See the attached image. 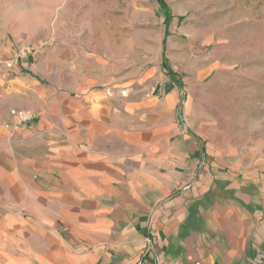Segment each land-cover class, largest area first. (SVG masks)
<instances>
[{
	"label": "crops",
	"instance_id": "1",
	"mask_svg": "<svg viewBox=\"0 0 264 264\" xmlns=\"http://www.w3.org/2000/svg\"><path fill=\"white\" fill-rule=\"evenodd\" d=\"M16 1L0 0V264H264V161L183 122L158 67L55 63L49 80Z\"/></svg>",
	"mask_w": 264,
	"mask_h": 264
},
{
	"label": "rangeland",
	"instance_id": "2",
	"mask_svg": "<svg viewBox=\"0 0 264 264\" xmlns=\"http://www.w3.org/2000/svg\"><path fill=\"white\" fill-rule=\"evenodd\" d=\"M19 4L23 40L31 39L33 61L49 80L55 63L85 72L89 61L112 78L132 80L155 67L166 76L165 59L183 87L169 80L186 107L183 122L241 162L264 161V0Z\"/></svg>",
	"mask_w": 264,
	"mask_h": 264
},
{
	"label": "built area",
	"instance_id": "3",
	"mask_svg": "<svg viewBox=\"0 0 264 264\" xmlns=\"http://www.w3.org/2000/svg\"><path fill=\"white\" fill-rule=\"evenodd\" d=\"M9 115L12 117L15 126L17 127H21L23 125H25L28 122H31L34 119V114L31 112H27V111H19L16 109H11L9 111ZM8 125H5V128H8ZM148 242V247L147 249H149V244L150 241L147 239Z\"/></svg>",
	"mask_w": 264,
	"mask_h": 264
},
{
	"label": "trees",
	"instance_id": "4",
	"mask_svg": "<svg viewBox=\"0 0 264 264\" xmlns=\"http://www.w3.org/2000/svg\"><path fill=\"white\" fill-rule=\"evenodd\" d=\"M165 17H166V21H165V23L167 24V23H169V20H170V16H169V14H168V12L165 10ZM164 43V42H163ZM162 68H163V70H164V72H165V75L169 78V80L170 81H172L173 80V82H174V84H176L177 85V87L179 88V89H182L183 87H182V85L178 82V80H176V79H174L173 77H174V74H173V72L170 70V68L168 67V65H167V61L165 60V59H163V61H162Z\"/></svg>",
	"mask_w": 264,
	"mask_h": 264
}]
</instances>
